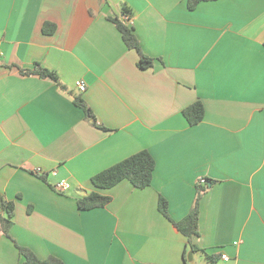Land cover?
I'll return each instance as SVG.
<instances>
[{"label":"crops","instance_id":"obj_1","mask_svg":"<svg viewBox=\"0 0 264 264\" xmlns=\"http://www.w3.org/2000/svg\"><path fill=\"white\" fill-rule=\"evenodd\" d=\"M110 17L133 27L152 66L138 67ZM36 64L105 128L50 78L19 71ZM197 100L204 117L190 125L182 110ZM142 149L155 161L149 186L94 187V174ZM200 178L213 182L198 202L203 251L189 259L158 198L178 221ZM61 180L70 188L55 189ZM91 191L110 201L80 210ZM3 201L13 216L0 264H25L14 241L64 264H264V0H0L1 217Z\"/></svg>","mask_w":264,"mask_h":264},{"label":"trees","instance_id":"obj_2","mask_svg":"<svg viewBox=\"0 0 264 264\" xmlns=\"http://www.w3.org/2000/svg\"><path fill=\"white\" fill-rule=\"evenodd\" d=\"M200 0H187V6L192 9ZM123 16L129 14V11L124 7L122 9ZM121 34V38L125 45L130 49H135L138 52L139 60L138 67L141 69H146L152 66L153 58L144 55L140 49L138 39L133 31V27L126 24L125 21L118 17L109 18ZM54 25L46 23L42 27V32L45 34H51L54 31ZM22 74H35L41 78H50L54 83L60 87L62 90L67 91L68 94L72 96V101L77 106L81 107L86 114V118L94 125L100 128H105L100 126L84 99L80 94H73L71 91L67 90L65 85H63L58 76L54 71L49 70L36 64L31 69L19 68ZM182 113L186 121L190 125L197 124L204 117V106L201 101L197 100L189 105H187ZM155 167V161L151 153L142 149L134 154H131L124 159L112 164L111 166L99 171L91 177V182L97 189L110 188L117 184L123 179H127L136 188H145L150 185L152 180V174ZM42 179H45L44 174H38ZM213 181L204 179L203 182L198 181L196 184V197L195 203L189 213L178 221H174L169 217L167 201L164 197L159 196L158 198V210L167 218H169L174 226L187 238L186 248L184 249V257L188 251L197 252L201 250L194 242L193 237L198 235V212H199V199L201 195L208 190L210 184ZM110 201V196L102 194L98 191H91L90 193L80 196L77 198V206L80 210H90L97 207H103ZM2 207L6 211V216H0V228L3 233L10 238L8 233L9 227L12 224L13 216V203L12 202H2ZM14 241V240H13ZM15 246L18 252L22 254L25 258V264H64L63 261L55 256H48L44 259H38L36 255L28 248L17 244L15 241Z\"/></svg>","mask_w":264,"mask_h":264},{"label":"built area","instance_id":"obj_3","mask_svg":"<svg viewBox=\"0 0 264 264\" xmlns=\"http://www.w3.org/2000/svg\"><path fill=\"white\" fill-rule=\"evenodd\" d=\"M128 17H129L128 14L124 15V19L126 21L129 20ZM75 86H76L78 92H80V93L83 92L86 89V84L84 82H82L81 80H77L75 82ZM34 172L36 174H43V172L39 168L34 169ZM199 181L203 182L204 179L200 178ZM69 188H70V183L65 181V180H61V181L57 182L56 185H55V189H57L58 191H65V190H67ZM221 258L223 260H227L228 259V257L225 254H222Z\"/></svg>","mask_w":264,"mask_h":264},{"label":"water","instance_id":"obj_4","mask_svg":"<svg viewBox=\"0 0 264 264\" xmlns=\"http://www.w3.org/2000/svg\"><path fill=\"white\" fill-rule=\"evenodd\" d=\"M191 257H192V252L189 251V252H188V258L190 259Z\"/></svg>","mask_w":264,"mask_h":264}]
</instances>
